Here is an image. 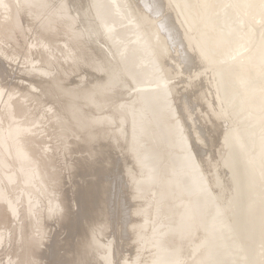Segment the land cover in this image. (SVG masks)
Returning a JSON list of instances; mask_svg holds the SVG:
<instances>
[{
	"label": "bare ground",
	"instance_id": "6f19581e",
	"mask_svg": "<svg viewBox=\"0 0 264 264\" xmlns=\"http://www.w3.org/2000/svg\"><path fill=\"white\" fill-rule=\"evenodd\" d=\"M0 68V264H264V0H0Z\"/></svg>",
	"mask_w": 264,
	"mask_h": 264
},
{
	"label": "rangeland",
	"instance_id": "374dc122",
	"mask_svg": "<svg viewBox=\"0 0 264 264\" xmlns=\"http://www.w3.org/2000/svg\"><path fill=\"white\" fill-rule=\"evenodd\" d=\"M127 24V23H126ZM101 29L103 30L104 28L101 26ZM30 37L28 36L27 37V39H29ZM3 62L5 63V67H6V69H8V73L11 75V77L12 78H7L6 80H7V82H8V85H9V83H18L19 85H20V87H23V84H21V83H19L18 82V80L16 79V76H17V74L15 73L14 74V71L13 72H10V70H9V68H8V64L3 60ZM16 64V63H15ZM16 67V66H15ZM0 70L2 71V68H0ZM76 73V72H75ZM75 73H72L73 74V77H70L69 79H71L72 81H69L71 84H67L66 85V87H72L71 85H72V83H73V80H74V82H75V79L76 78H74V74ZM71 74V75H72ZM77 74V73H76ZM75 74V75H76ZM86 75V74H85ZM85 75H84V77H85ZM77 76V75H76ZM79 76H77V80L76 81H78L79 82V78H78ZM176 78V77H175ZM173 79V81H176V79ZM81 79V78H80ZM83 80H86L85 78L83 79ZM65 81H68V79L67 80H65ZM142 81H145V82H147L148 80H142ZM172 81V82H173ZM6 82V81H5ZM6 82V83H7ZM36 82H40L39 80H37L36 79ZM77 82V83H78ZM82 82V81H81ZM84 82H86V81H83V85L84 84H86V83H84ZM10 84V85H11ZM79 84V83H78ZM81 84V83H80ZM79 84V85H80ZM13 85V84H12ZM69 85V86H68ZM78 85V87H82V85H80L79 86ZM69 87V88H70ZM77 90H79V88L77 89ZM133 91H135V88L133 89V90H130V93L131 92H133ZM46 96V95H45ZM48 97H51V95H48ZM43 98H44V96H42L41 97V99L43 100ZM54 98H56V97H53V99ZM125 98H127V95L125 96ZM174 99V98H173ZM45 100H47V99H45ZM125 100V99H124ZM45 102V101H44ZM43 102V103H44ZM47 102V101H46ZM46 102L44 103V105L43 104H40V105H38V106H36V109L35 108H33V106L34 105H36V102H32L33 103V105H32V108L33 109H35L34 110V112H38L40 109H48V106L49 105H53L54 104V106L55 107H58L59 109L61 108L60 106H61V104L59 105V103H57V101H51L53 104H50V101H48L47 103H49V105L47 104L46 106H45V104H46ZM35 103V104H34ZM61 103V102H60ZM47 107V108H46ZM196 108H198V107H196ZM195 110V109H194ZM197 110V109H196ZM199 110V109H198ZM51 111H53V110H51ZM146 111L147 112H149L150 111V109H148V108H146ZM158 112H160V111H158ZM157 112V113H158ZM195 114H196V112H195ZM194 114V115H195ZM50 115V112H48L47 113V116H49ZM193 115V114H192ZM193 115V117H196V116H194ZM192 117V118H193ZM158 118V119H157ZM149 121H150V127L151 128H143L142 127V132H141V134H142V140L140 141V143H139V146H140V148H143V147H145V149L147 148V147H149V146H151L152 144H153V135H155V136H158V134H159V132L157 131V129H156V126H155V124L158 122V121H160V122H163L162 120H161V116L160 117H156L155 115H152L149 119H148ZM51 121H52V119H49L48 121H47V124H45L46 126V128H47V125L49 124H51ZM38 126H40V125H38ZM175 127V126H174ZM82 133H79L78 132V135H76V134H73L70 130L69 131H66L64 134H62V135H60L58 132H57V130H55L54 128H47V130L45 131V132H43L42 134H41V137L38 139V141H39V143H40V145L41 146H45V145H49V146H53V150H54V153L56 154V156L55 157H53L52 158V162H54L55 163V166L57 167V170H59L60 172H61V191H65L64 192V195H66L67 197L69 196L70 198H71V194L69 195V193L67 194V192H68V190H71L72 189V192H73V187H71L72 185H71V182L70 181H72L74 184H75V180L76 179H74V180H70V178H68V176L67 177H65L66 179L68 178L69 179V183H67V184H65V186H64V184L63 183H66L64 180H66V179H64V176L67 174V171L68 170H64L65 168H62V167H64V166H62V163H61V159H59V157H58V155H57V152L58 151H60V148H66V147H70L71 145H72V143L71 142H73V140H78V137L81 135ZM81 137V136H80ZM159 137V136H158ZM181 153V152H180ZM51 156H52V152H50L49 153ZM61 154V153H60ZM80 153H74L73 155H72V157L70 158V160L71 161H73L75 164H78L79 162H80V157L78 156ZM67 158L69 159V155L67 156ZM72 158H73V160H72ZM216 163V162H215ZM211 169V168H210ZM209 169V170H210ZM209 170L207 171L208 173L207 174H209L210 172H209ZM211 171V173H213V171H212V169L210 170ZM66 173V174H65ZM67 175H69V174H67ZM211 175V174H210ZM77 176H75V177H72L71 176V179H73V178H76ZM223 178V177H222ZM78 180V179H77ZM67 182H68V180H66ZM67 191V192H66ZM229 193V192H228ZM227 196H229V194L227 195H225V197L227 198ZM65 197V196H64ZM225 198V199H226ZM225 199H223V200H225ZM70 204L72 205V210L73 211H75V209H76V206H75V202H73V200H71L70 201ZM209 208V205H207V207L206 206H204V209H208ZM158 213V211L157 210H153L152 212H151V216H148L147 218H149V217H151V219H150V223H152V225H151V228L153 229L154 228V230H155V228H157V227H159L160 226V223L163 221V220H166L167 218L166 217H158V218H156V214ZM48 222H50V221H48ZM50 224H54L53 225V227L52 226H50ZM50 224H47V227L48 228H50V227H52V228H50V229H55L54 228V226L56 225L54 222L52 223V222H50ZM115 224V223H114ZM112 225V223L110 224V232L108 233V234H106L105 236H103V240L104 241H108L109 239H112V237H114L115 236V232H116V227H114L115 225ZM50 227H49V226ZM152 226H154V227H152ZM57 227H59V226H57ZM113 228H115V229H113ZM50 229H48V230H50ZM57 229V228H56ZM55 229V230H56ZM60 228H58V230H59ZM153 230V231H154ZM51 232V235H53V233H55L54 232V230H50ZM53 231V232H52ZM50 233L48 234V232H47V236L49 235L50 237H52L51 235H50ZM61 233V232H60ZM56 234V233H55ZM57 235H58V232H57ZM48 236V237H49ZM55 236V235H54ZM60 235H58V237H59ZM60 237H62V235L60 236ZM134 247V246H133ZM133 247L131 248V249H129V247L128 248H125L126 250L124 251L123 249H121V251L119 252V253H121V254H119L120 256L121 255H123L122 254V252L124 251V252H126V251H128V249L129 250H131L132 251V249H133ZM123 250V251H122ZM135 250V249H134ZM159 250V249H158ZM131 251H129V252H131ZM128 252V253H129ZM133 252V251H132ZM134 253V252H133ZM156 253H157V250L155 249V250H151L150 251V254H147V255H150V256H155L156 255ZM228 252H227V250L225 249V251H224V257H225V254H227ZM118 254V253H117ZM116 254V255H117ZM125 254H127V253H125ZM124 254V256H126ZM130 254V253H129ZM132 254V253H131ZM128 255V254H127ZM118 256V255H117ZM116 256V258L118 259V257ZM119 256V257H120ZM129 256V255H128ZM132 256V255H131ZM127 257V256H126ZM128 258V257H127ZM227 256L225 257V259L227 260ZM117 261V260H116ZM225 262V264L227 263V261H224Z\"/></svg>",
	"mask_w": 264,
	"mask_h": 264
},
{
	"label": "water",
	"instance_id": "95a60500",
	"mask_svg": "<svg viewBox=\"0 0 264 264\" xmlns=\"http://www.w3.org/2000/svg\"><path fill=\"white\" fill-rule=\"evenodd\" d=\"M133 10H134V8L132 7V11H133ZM134 11H135V10H134ZM154 41H155V42L158 41L157 37H155ZM152 46H153V45H152ZM177 97H178V96H177V92H176V93L174 92V96H173V98H174L175 100H177V99H178ZM224 148H226V147L224 146ZM226 170H228V169L226 168ZM255 226H256V227L259 226L257 221L255 222Z\"/></svg>",
	"mask_w": 264,
	"mask_h": 264
}]
</instances>
